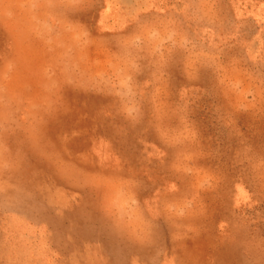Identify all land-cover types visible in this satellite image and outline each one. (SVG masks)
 Returning a JSON list of instances; mask_svg holds the SVG:
<instances>
[{
	"label": "rangeland",
	"instance_id": "rangeland-1",
	"mask_svg": "<svg viewBox=\"0 0 264 264\" xmlns=\"http://www.w3.org/2000/svg\"><path fill=\"white\" fill-rule=\"evenodd\" d=\"M0 264H264V0H0Z\"/></svg>",
	"mask_w": 264,
	"mask_h": 264
}]
</instances>
